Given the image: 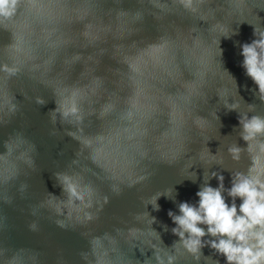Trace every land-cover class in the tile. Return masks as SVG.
I'll return each mask as SVG.
<instances>
[{"label":"water","instance_id":"obj_1","mask_svg":"<svg viewBox=\"0 0 264 264\" xmlns=\"http://www.w3.org/2000/svg\"><path fill=\"white\" fill-rule=\"evenodd\" d=\"M157 2L73 0L71 12L53 37L56 46H41L32 60L28 59L27 49L19 57L24 63V77L13 78L8 87L16 93L21 108L10 123L0 125V152L5 151L3 140L22 131L36 145L35 167L21 165V174L10 186L13 203L0 202V214L6 215L8 225L0 231V242L38 250L40 264H59L60 256L64 264H85L80 252L89 251L91 236L104 233L111 236L97 244L100 264H143L146 258L155 264L153 246L170 252L179 239L171 232L175 224L168 211L179 214V202L195 203L199 199L195 193L206 182L204 176L208 173L221 172L225 187H230L232 172L246 173L251 165L246 152L237 162L227 148L234 143L247 148L239 136L238 116L248 111V104L256 105L249 116L264 115L257 86L241 67V44L255 38V26L264 28V0H248L250 8L245 7V0H217L223 6L215 14L199 10L195 13L196 18L206 22L187 18L175 6L158 12L152 7ZM137 9L145 14L142 22L134 15ZM13 30L23 35L25 18L13 25ZM230 30L229 36L220 35ZM217 39L218 46L214 43ZM11 42V32L0 29V61L13 55L4 48ZM53 60L56 63L49 73ZM94 69L101 78L94 75ZM65 84L78 88L81 95L92 100H106L111 106L103 120L93 115L85 121L88 136L104 137L93 145L102 149L96 163L88 158L85 149L78 157L80 166L71 164L79 143L64 134L68 125L57 122L54 126L50 121L49 111L56 106L53 90L60 93ZM21 87L29 97L42 95L46 103L38 105L34 99H25ZM4 91V74L0 73V106L6 102ZM225 102H239L240 107L230 111ZM126 110L133 112L131 120L125 117ZM197 114L206 120L197 119ZM53 127L58 129L55 136L50 135ZM207 147L216 154V162H207L211 159L205 153ZM143 152L148 153L147 158L142 157ZM5 169L10 171L11 166L0 162V174ZM77 170L92 181L101 196L109 197L98 219L63 229L54 223L57 217L46 209L37 216L30 215L29 207L46 200L49 192L63 196L55 172ZM25 171L28 175H24ZM145 172L152 173L147 180L127 186ZM24 181L29 187L26 198L21 199L16 189ZM112 183L120 184V195L112 193ZM207 183L218 186L216 178ZM157 193L169 196L158 199L159 211L149 204ZM225 196L231 204V198L226 193ZM236 203H241L239 198ZM152 217L156 218L153 224ZM32 220L38 221V232L28 229ZM217 262L225 264V258L204 247L199 261L185 252L177 264Z\"/></svg>","mask_w":264,"mask_h":264},{"label":"clouds","instance_id":"obj_2","mask_svg":"<svg viewBox=\"0 0 264 264\" xmlns=\"http://www.w3.org/2000/svg\"><path fill=\"white\" fill-rule=\"evenodd\" d=\"M100 2L101 0H97V3ZM120 2L121 0H115L117 4ZM213 4L216 6L213 7ZM171 6H175L189 19L195 18L196 21L206 22L202 18L195 17L197 10L202 13L211 11L215 14L217 9L223 5L217 0H159L157 3H152V7L158 12H163L166 7ZM245 7L250 8L248 0H245ZM72 8L73 0H0V29L10 31L12 39V42L5 45L4 48L10 49L13 53L0 61V73L4 74L6 100L0 106V125L10 123L11 117L15 116L21 108L16 93L8 87L9 81L13 78L24 77V63L19 60V57L27 49L28 59L32 60L35 59L33 54L41 46L55 47L53 37L60 32V26ZM116 9L127 11L124 8ZM170 14L177 15V13ZM134 15L139 21L144 20L145 14L138 9ZM153 17L159 19L158 15ZM22 18H25L26 30L23 35L18 36L13 30V25ZM72 22L68 20V23ZM230 33L231 30L221 32L220 35L227 37ZM253 36L255 38L250 43L241 44L243 57L241 67L257 86L259 100L264 102V28L255 26ZM214 43L218 46L219 39ZM220 51L219 49V53ZM55 63L56 60L51 62L49 73L53 71ZM95 72L96 69H94V75ZM95 76L98 79L101 78L99 75ZM231 78L235 82L232 76ZM33 79L35 77H28V80ZM38 83L43 84V81ZM20 92L25 99H34L38 105L46 103L42 95H36L34 98L29 97L23 87ZM53 92L56 106L49 111L51 123L54 126L57 122L60 125H68L69 127H64V134L79 143V148L75 151V158L72 159L71 164L80 166L78 157L84 153L85 149L88 150V158L96 163L97 156L102 149L93 145L101 143L104 137L101 135L88 136L85 133V121L86 118L93 115L97 119L103 120L111 110L108 101L92 100L87 95H81L78 88L69 84H65L62 92L58 93L54 90ZM217 94L219 95L218 92ZM97 104H99V108L96 107ZM225 107L230 111H235L240 107V104L239 102H225ZM255 108V104H248V111L240 113L238 116L241 126L239 136L246 142L247 148H242L236 143L227 148L228 154L237 162L241 160L242 153H247L251 160L247 172H232L231 186L225 187L224 175L219 171H212L206 178L204 176L206 182L195 193L199 198L195 203L179 202L177 204L179 214L169 210L167 214L175 224L171 232L179 239L173 243L170 252L153 246L155 264H177L180 256L185 252L199 261L204 247H210L216 254L223 256L225 264H264V115L249 116L248 113H254ZM124 115L128 120H131L133 112L126 110ZM213 115L219 119L216 112ZM197 119L206 120L198 114ZM88 125H91L90 119H88ZM57 133L56 127L50 131V135L53 136ZM3 147L5 151L0 152V162L10 165L11 170L5 169L4 174H0V202L11 205L14 196L10 194V186L21 174V165H26L28 169L35 167L33 154L36 152V145L22 131H15L3 140ZM205 153L211 157L207 161L208 163L216 162V154H213L208 147ZM141 155L143 158L148 157L147 152H143ZM200 157L204 159L205 156L200 155ZM222 160L223 157H220L219 162ZM151 174L145 172L127 186L133 187L136 183L147 180ZM24 175H28V172L25 171ZM54 175L62 189L63 196L58 197L49 192L46 200L29 207L30 215L37 216L41 209H46L57 217L54 223L63 229L74 227L75 224L84 225L98 219L99 212L109 202V197L101 196L92 181L85 179L82 171H58ZM212 178L217 179L218 186L213 187L207 183ZM28 187L26 181L19 183L16 191L21 199L26 198ZM110 189L117 196L122 193L120 184L112 183ZM225 193L227 197L231 198V204L227 202ZM162 195L169 198L163 193L154 194L150 198L149 204L156 211L160 209L157 201ZM237 198L241 201L239 205L236 203ZM93 207L96 208L95 212L91 211ZM138 218L139 214L136 216V219ZM154 222H156V218L152 217L151 223ZM7 227L6 215L0 214V231ZM27 227L32 232L40 230L37 220L30 221ZM164 228L167 230L166 225ZM81 235L88 236L89 234L81 233ZM110 236V233L91 236L89 251H81L79 254L85 264H100L97 244ZM40 257L41 253L38 250L14 248L0 242V264H40ZM58 261L59 264H64L62 256L58 257ZM151 262V258H146L143 264H151Z\"/></svg>","mask_w":264,"mask_h":264}]
</instances>
